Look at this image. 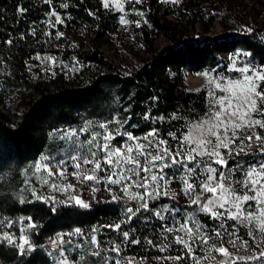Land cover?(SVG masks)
Wrapping results in <instances>:
<instances>
[{
  "label": "rangeland",
  "instance_id": "rangeland-1",
  "mask_svg": "<svg viewBox=\"0 0 264 264\" xmlns=\"http://www.w3.org/2000/svg\"><path fill=\"white\" fill-rule=\"evenodd\" d=\"M147 1L144 0L142 4H136L133 3V0H120L123 10L116 7V0H109V8L102 6V0H98L99 4H97V1L93 3L96 8H101L103 11L119 13L114 31L101 38L97 34L88 33L67 19H64L62 13H57L64 21L62 24H55V18L50 14L46 15L43 28L45 32L43 50H40L37 54L28 55L23 54V52L20 53L19 50L11 47L8 52L13 63L0 56V110L7 114L12 122H17L21 113L24 111L23 104L25 101L33 98L37 94L36 90L38 89L52 91L57 88H68L82 83L88 84L91 81L90 79L102 77L107 74H118L120 76L130 77L140 68L144 59H148L157 54H166L173 48L183 47L184 43L190 42L191 40L202 42L205 38L221 36H229L228 38H231L234 33L241 30L256 27L264 28V0H204L205 5L203 4L197 23L181 22V26L179 25L177 27L178 32L176 35L168 39L163 37L160 32L153 31L150 27L146 13L144 12L146 9L144 7L148 4ZM157 1L159 2L158 4H161V0ZM182 1L180 0L178 4L163 2L162 4L179 5ZM140 12H143L144 15L141 16ZM122 19L127 20L128 23H121ZM145 20L147 23H145ZM138 24L139 26H137ZM59 33L63 35L59 36ZM94 49L103 54L109 66L112 68L109 69L108 67L86 59L88 54ZM240 51L247 52L242 49H236L233 52L217 55V61H221L220 65H218L219 67L209 66L200 72H184L183 82L186 91L206 94L203 110L189 111L187 108H184L180 113H176L173 116L176 119L172 118L167 121L164 119L159 120L155 128L158 129L162 138L168 139L169 143L174 144L175 141L170 139L169 133H176L178 136L185 134L194 125L207 120V113L212 110V97L209 96V92L212 91V86L209 85L208 78L203 76L202 73L217 69V73H213V75L218 74V76L228 79L239 78L240 73L227 71V66L230 64L229 57ZM36 57H40V59H36ZM45 57H52L55 63L51 60L44 59ZM247 59H251L253 64L257 66L262 65L252 57L251 53L250 56L242 58V62H246ZM17 74L25 80V86L17 85L20 84L17 79ZM119 90V88H114L110 92L115 96V94H121ZM215 94L217 96L224 95V93L219 91ZM130 108L125 106L121 110L120 105H117L114 111L102 113L98 116L81 111L70 113L68 116L58 120L57 118L53 120V117L50 123L42 128L44 130L41 129V133H39L40 136L44 134V149L41 150L36 158L19 162L17 165L14 162V158H9L8 156L1 157L0 165H3V171L0 172V186L7 178L11 179L13 173L17 170V173L20 175L19 181L16 184L6 185L11 197L18 201H42L55 208L60 205H75L74 202L68 200V196L71 195L90 203L88 209H91L99 203H112L111 195L106 190L105 185H96L94 182H79L72 177L71 173L74 169L71 166L68 167L67 178L59 179L56 183L62 187L71 184L73 188L67 192L54 191L48 184L43 182V177L46 174L36 172V165L38 163L41 165L47 163V161L43 160L44 156L53 154L59 158L60 155H63L60 151L61 147L66 148L70 142L67 139H61L62 134L70 132L71 130H77L78 138L84 140L87 133H79L78 130L84 127L86 122L90 121L94 125L90 130L96 131L98 130L95 127L96 124L107 121L112 117L128 116V113L131 111ZM138 114L135 116L137 122H140V124L151 121L144 120L142 114ZM137 122H135L137 124L135 127H128V125H125V127L129 132L140 129V125ZM113 127L115 125H110V128ZM252 133L264 135V129H240L236 134L237 136L243 137ZM145 134L136 136L142 137ZM113 143L117 147L121 146L119 138ZM237 144L239 145L240 141H237ZM241 146L244 147L245 152L254 155L244 156L242 154L238 159L245 160L249 163L254 160L264 159V154L259 152V146L255 141L249 145V142L245 140ZM1 151L0 147V156L3 154ZM16 165L17 167L15 168ZM237 177L242 179L239 174H237ZM93 187L97 189L95 192H93ZM181 188L182 185L179 182V177L173 178L170 185V193L175 194V199L161 198L159 203L168 204L169 206L175 205L181 209V213L194 209L196 206H192L191 209L187 207L190 205V200L182 194ZM112 191L113 194L121 195L117 186H112ZM132 191L135 192L138 190L132 189ZM37 196L40 199H37ZM117 202L123 204L122 209L126 206L135 207L136 204L135 201L129 200L127 197ZM75 206L79 207L78 205ZM123 219L122 212L119 223ZM135 219L137 220L136 225L132 226L130 225L131 223L122 224V228L124 230H128L129 228L134 229L133 235L135 238L140 239L141 243L136 245L122 244L119 257L106 249L111 247V242H120V233L105 225L79 228L81 230L80 234L74 235L72 233H75L76 229L49 236L44 235L42 236L41 243L36 244L31 238L33 231L38 229L36 222L27 217L9 216L1 212L0 245L6 250L15 251L14 246L7 244L2 237L5 234H9L17 243H22L23 241L20 238L24 237L36 251H42L46 255L45 260L48 261L47 264H113L114 259H120V264H126L128 260H132L133 264H221L225 259L220 254L211 250V255L209 256V253L205 252L203 248L197 247L194 249L196 260H193L180 246L175 244L171 245L167 251L161 253L157 248L148 245L145 239L147 237L158 240L161 231L160 222L153 219L151 223L146 224L140 218H133V220ZM197 219L201 223L208 224L209 228L215 223L203 213H197ZM177 221L183 222L179 214ZM169 223L171 224L173 222ZM228 223L231 224L232 222L229 221ZM30 225H35V227H31ZM138 226L143 227L144 230L138 229ZM93 228L97 229L94 235H96L97 240L100 242L99 256L93 255L97 249L91 244L89 239L90 235H93L91 231ZM237 231L242 240L249 241V245L248 247L240 246V241H238L237 247L233 248L231 245L225 244V247L228 248L234 257L259 255V251L264 250V243L260 244L259 249L254 247L253 242L247 235L248 227L238 226ZM254 235L258 239L260 238L258 231H254ZM169 239H171V235ZM215 243L219 245L221 242L217 240ZM32 253L29 252L26 256H31ZM177 255L184 256V259L181 261L157 259V257H175ZM37 262V264H40L39 260ZM236 264H259V261L237 260Z\"/></svg>",
  "mask_w": 264,
  "mask_h": 264
},
{
  "label": "snow or ice",
  "instance_id": "snow-or-ice-1",
  "mask_svg": "<svg viewBox=\"0 0 264 264\" xmlns=\"http://www.w3.org/2000/svg\"><path fill=\"white\" fill-rule=\"evenodd\" d=\"M143 2L144 0H133L136 4ZM161 2L178 4L180 0ZM63 6L68 7L67 4ZM102 6L109 8V0H102ZM116 7L121 8L120 0H116ZM50 15L55 18V24L64 22L55 11L50 12ZM140 15L143 16L144 13L140 12ZM121 23L127 24L128 21L122 19ZM12 42L6 41L8 44ZM248 56L250 53L240 51L229 57L227 71L240 73L237 79L213 75L217 73V69L202 73L212 86V91L209 92L212 97V110L207 113V120L194 125L187 133L179 136L169 133L170 139L175 141L174 144L162 138L155 127L142 137L129 132L125 125L135 127L128 124L131 116H116L99 122L95 125L98 129L96 131L90 130L94 125L89 121L78 130L79 133H87L84 140L78 138L77 130L62 134L61 139L70 142L66 148L61 147L63 155L59 158L53 154L44 156L43 160L47 163H38L36 172L46 174L43 182L54 191L67 192L73 185L62 187L56 181L66 179L68 167L71 166L74 169L71 175L79 182L105 185L112 202L123 200L125 197L136 202L135 207L126 206L122 209L124 219L121 223L106 226L120 233V242L113 241L111 247L106 249L117 257L120 256L122 244L141 243L140 239L134 237V229L122 228V224L132 223L133 218H140L146 224L151 223L153 219L160 222L158 240L147 237L145 239L148 245L157 248L161 253L175 244L193 260H196L194 249L199 247L208 252L209 256L211 251L223 256L225 259L221 264H236L237 260L259 261V264H264V250H260L259 255L234 257L225 247V244H229L236 248L238 241L240 246L248 247L249 241L242 240L238 235V226L248 227L247 235L255 248L259 249L260 244L264 243V159L251 163L238 159L242 154L254 155L245 152L241 146L245 140L249 145L255 141L259 152L264 154V135L252 133L240 137L236 134L240 129H264V64L257 66L251 59L242 62V58ZM44 59L55 63L52 57ZM217 91L224 95L217 96ZM152 99L157 100L158 97ZM142 118L153 121L163 119L153 117L147 109ZM110 125L115 127L110 128ZM117 138L121 144L119 147L113 143ZM237 141H240L239 145ZM2 171L3 165H0V172ZM237 174L242 179L237 177ZM177 176L182 185V194L190 200L187 207L191 209L196 206L191 211L181 213V209L175 205L159 203L161 198L175 199V194L170 193V185L172 179ZM234 177L237 178L233 179ZM112 186H117L121 195L113 194ZM132 189L138 191L133 192ZM96 190L93 187V192ZM8 195L5 193L0 196V200L7 199ZM37 199L40 197L37 196ZM68 200L84 209L90 207V203L77 196L70 195ZM197 213H203L215 222L214 225L209 228L208 224L201 223L197 219ZM178 214L183 222L177 221ZM229 221L232 223L229 224ZM91 231L93 235H90L89 239L97 249L93 255L99 256L100 242L94 235L97 229L93 228ZM254 231L260 233L259 239L254 235ZM80 232L77 228L72 234ZM2 239L14 246L17 256L24 257L29 252L36 251L24 237L20 238L22 243H17L9 234H5ZM217 240L221 242L219 245L215 243ZM157 259L181 261L184 256ZM113 264H120V259H114ZM126 264H133V261L128 260Z\"/></svg>",
  "mask_w": 264,
  "mask_h": 264
},
{
  "label": "trees",
  "instance_id": "trees-1",
  "mask_svg": "<svg viewBox=\"0 0 264 264\" xmlns=\"http://www.w3.org/2000/svg\"><path fill=\"white\" fill-rule=\"evenodd\" d=\"M96 1L99 4L98 0H0V56L13 63L8 52L11 47L28 55L43 50L44 19L52 11L62 13L64 19L88 33L97 34L100 38L107 36L114 31L119 13L96 8L93 5ZM147 3L144 12L150 27L168 39L176 35L181 22L197 23L203 4L205 5L204 0H183L179 5H166L162 2L158 4L157 0H148ZM64 4L68 7L65 8ZM250 29L251 31H238L231 38H205L202 42L191 40L184 43L183 47L173 48L166 54L144 59L140 68L130 77L107 74L90 79L88 84L82 83L52 91L36 90L37 94L23 104L24 111L17 122H12L7 114L0 110V147L3 152L0 159L8 156L14 158L15 164L18 165L19 162L36 158L44 149V134L39 135L41 129L47 126L53 117V120H58L73 112L82 111L98 116L114 111L117 105L123 110L131 103L128 116L132 118L129 124L136 126L135 115L143 114L146 109L153 117H163L166 121L184 108L189 111L203 110L206 94L187 92L183 82L184 72L194 73L209 66L216 67L221 63L217 61V55L236 49L251 53L254 59L264 64V28ZM8 40L13 42L8 44ZM86 59L112 68L103 54L96 49L88 54ZM17 79L20 83L17 85H26L23 78L18 76ZM114 88H119L121 94L114 96L110 92ZM152 97L158 99L153 100ZM158 121L159 119L151 120L143 124L137 122L140 129L132 130V133L145 134L156 127ZM19 178L16 170L11 179L7 178L8 180L1 183L0 196L5 193L9 195L7 199L0 200V212L9 216L27 217L36 222L38 229L31 235L36 244L41 243L44 235L119 223L123 206L120 202L99 203L91 209H82L70 204L53 208L42 201L21 203L11 197L6 185L16 184ZM136 221L133 220L130 225H136ZM138 229L144 230L141 226H138ZM45 259L46 255L42 251L37 250L31 256L19 257L15 255L14 250H6L0 245V264H37L38 260L40 264H47Z\"/></svg>",
  "mask_w": 264,
  "mask_h": 264
}]
</instances>
